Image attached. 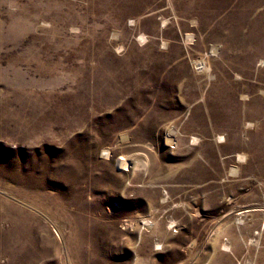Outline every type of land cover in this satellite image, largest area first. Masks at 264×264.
<instances>
[{"label":"rangeland","instance_id":"374dc122","mask_svg":"<svg viewBox=\"0 0 264 264\" xmlns=\"http://www.w3.org/2000/svg\"><path fill=\"white\" fill-rule=\"evenodd\" d=\"M0 264H264V0H0Z\"/></svg>","mask_w":264,"mask_h":264},{"label":"bare ground","instance_id":"6f19581e","mask_svg":"<svg viewBox=\"0 0 264 264\" xmlns=\"http://www.w3.org/2000/svg\"><path fill=\"white\" fill-rule=\"evenodd\" d=\"M194 139H195V138H194ZM119 160H121V159H119ZM120 164L125 165V160L120 161Z\"/></svg>","mask_w":264,"mask_h":264}]
</instances>
